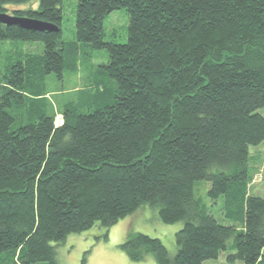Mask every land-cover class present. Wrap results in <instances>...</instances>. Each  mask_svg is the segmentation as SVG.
Here are the masks:
<instances>
[{"label":"trees","instance_id":"16d2710c","mask_svg":"<svg viewBox=\"0 0 264 264\" xmlns=\"http://www.w3.org/2000/svg\"><path fill=\"white\" fill-rule=\"evenodd\" d=\"M62 3L0 0V13L58 27L0 23V41L44 46L0 70V264H59L53 243L96 224L108 230L146 206L184 226L175 257L160 239L129 232L122 248L132 262L203 264L234 238L229 264H264V198L248 193L250 150L264 142V0H77L72 44ZM121 9L127 40L106 41V19ZM85 48L107 50L103 77L57 123L44 103L47 75L77 72ZM15 105L36 118L12 130ZM201 181L231 224L196 196Z\"/></svg>","mask_w":264,"mask_h":264},{"label":"rangeland","instance_id":"374dc122","mask_svg":"<svg viewBox=\"0 0 264 264\" xmlns=\"http://www.w3.org/2000/svg\"><path fill=\"white\" fill-rule=\"evenodd\" d=\"M38 4H27L22 9H37ZM14 7V6H12ZM63 10V40L65 43L72 44L76 40V15L77 0H63L61 5ZM11 8V7H9ZM129 25V16L126 10H115L106 19L105 22V40L122 43L127 40V29ZM85 61L79 64L77 72H65L62 80L58 79L56 74L47 75L46 92L48 98L45 104L49 105L48 113H59L56 118L57 123H61L66 105L70 102L75 105L78 103L79 91L92 87V81L96 74L102 78L98 72L100 65L108 62V52L103 50H92L85 48ZM44 46L41 42H13L0 41V70L5 74L8 68L15 63L24 61L29 55H42ZM68 52L67 58H70ZM0 76V82L3 81ZM105 78H103V81ZM111 85L112 82H111ZM107 92L108 103L114 99L113 88ZM2 88L0 86V95ZM89 108L78 110L80 114H87ZM10 112L16 117V123L12 130L31 123L36 115L31 113L28 107L14 106ZM260 114L264 116V108L259 109ZM33 118V120H32ZM257 149V150H256ZM252 159L250 162L249 173L251 182L248 193L264 198V142L258 147H252L250 150ZM209 183L205 181L196 183V196L207 207V211L223 225L231 224L224 218L223 200L211 201L207 196ZM159 211L156 207L146 206L139 209L135 214L119 221L115 226L108 230L96 224L91 230L80 233L70 234L64 242L53 243L56 247L57 261L59 264H157L150 255L143 262H132L122 244L128 238L129 232H140L154 238L160 239L167 247L171 257L177 254L176 233L184 226L183 222L176 224H164L159 218ZM108 237L105 238V234ZM234 243V238L228 241V251L222 252L218 258L205 261L203 264H229L228 254L232 252L230 247ZM86 262L83 263V260ZM234 264H244L236 261Z\"/></svg>","mask_w":264,"mask_h":264},{"label":"water","instance_id":"95a60500","mask_svg":"<svg viewBox=\"0 0 264 264\" xmlns=\"http://www.w3.org/2000/svg\"><path fill=\"white\" fill-rule=\"evenodd\" d=\"M0 23L5 25H16L32 31H58V27L51 23L27 17H18L8 13H0Z\"/></svg>","mask_w":264,"mask_h":264},{"label":"crops","instance_id":"0c3cea01","mask_svg":"<svg viewBox=\"0 0 264 264\" xmlns=\"http://www.w3.org/2000/svg\"><path fill=\"white\" fill-rule=\"evenodd\" d=\"M132 216V215H131Z\"/></svg>","mask_w":264,"mask_h":264}]
</instances>
